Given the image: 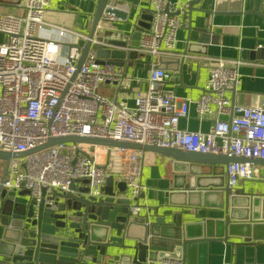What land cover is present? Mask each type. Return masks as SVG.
<instances>
[{
  "label": "built area",
  "instance_id": "2783aa9c",
  "mask_svg": "<svg viewBox=\"0 0 264 264\" xmlns=\"http://www.w3.org/2000/svg\"><path fill=\"white\" fill-rule=\"evenodd\" d=\"M148 3L152 10L148 28L140 34L137 46L122 50L173 55L177 32L186 25L187 1ZM47 4L48 0H23L18 5H22L21 16L0 15V34L4 36L0 40L1 150L23 152L49 138L73 135L264 159V98H255L248 106H231L226 94L238 80L240 58H205L204 91L193 104L197 117L211 120V125L206 131L180 129L179 120L189 116L192 101L184 97L177 100L165 91L164 84L170 78L167 70L150 69L147 89H137L131 105L118 103L119 89L124 90L138 78L125 74L123 66L105 59L98 61L95 50L103 43L95 38L76 71L81 48L72 44L62 54L60 45L67 34L77 40L89 38L85 33L48 24L44 19ZM106 7L110 8V3ZM116 21L122 20L103 12L95 30H121L114 25ZM54 29L56 37L51 34ZM101 86L113 87L116 95L101 92ZM221 114L230 116L220 119ZM144 155L125 147L58 143L12 158L1 186L7 191L24 189L35 201L43 197L48 206L55 208L52 193L69 191L72 182L76 186L84 184L88 195L102 200L106 196L105 180L111 176L114 183L124 184V196L130 202L136 201L144 190ZM222 173L231 189L240 179L264 181V174L248 162H229L223 165ZM140 210L138 203L131 204L130 216H140ZM146 264L182 261L162 257Z\"/></svg>",
  "mask_w": 264,
  "mask_h": 264
},
{
  "label": "water",
  "instance_id": "95a60500",
  "mask_svg": "<svg viewBox=\"0 0 264 264\" xmlns=\"http://www.w3.org/2000/svg\"><path fill=\"white\" fill-rule=\"evenodd\" d=\"M68 1L65 0L66 4ZM89 1L95 4L87 34L89 39L85 41L78 39L73 44L81 48L76 71L83 63L91 39L95 38L103 43L95 50L98 61L103 62L105 59L108 63L123 66L126 74L128 64H125L124 59L126 56L129 59H135L139 54L134 50L126 53L122 48L137 46L140 34L148 28V24L141 20L134 21V18L131 20L129 13L119 8L124 4V0ZM186 1L189 17L192 10H195L193 7L195 4L207 2V0ZM220 1V4L219 0L212 2L221 9L225 7L228 0ZM11 3L18 4L19 0H0L2 6ZM107 3H110V8L106 7ZM234 10L237 11L235 13H243L240 9ZM148 11L152 12L151 9ZM103 12L113 14L114 17L126 22L130 25L129 30L96 31V24ZM141 18L150 20L151 14L141 15ZM106 45L117 48H109ZM190 46L188 45V48L183 51V55L187 53V50H192L189 49ZM165 58L175 59L159 56V62L153 68L166 69L161 64ZM122 91L119 89L118 92ZM64 142L125 147L170 159L173 163L174 176L172 188L167 191V195L169 197L177 194L185 196L188 199L185 203L189 205H199V200L202 203L217 190L222 196V207L228 204V198L233 201L232 189L226 184V179L216 175L217 172L222 173L223 165L229 162L264 165L262 158L191 152L175 147L73 135L49 138L44 144L23 152L0 149V161L3 163L0 175V264H102L104 261L106 264H146L162 257L180 259L182 264H202L198 247L202 244L207 245L214 238L209 234L208 229L205 235L203 233L196 236L190 235L187 226H181L175 216L171 220H166L165 215L158 214L159 206L144 215L131 217V203L122 193L114 191L111 176L105 180L106 196L102 200H96L87 194V188H77L72 182L69 185V191L52 193L55 208L48 206L43 197L38 202L35 201L26 190L13 193L1 186L12 158L24 157L42 148ZM217 177L221 182L214 181ZM116 186L119 192L125 191L123 183H118ZM43 194L44 189L42 196ZM236 194L244 198L241 204V208L245 210L244 219L248 222L256 221L252 214L249 215L250 204L254 200H264V197L260 194H247L244 188L236 190ZM192 197H197V201H191ZM161 207H168V205H161ZM234 209L235 206L231 202L230 214L223 222L224 231H228L233 226L231 221L232 216L234 217ZM92 250H95L96 254L90 255Z\"/></svg>",
  "mask_w": 264,
  "mask_h": 264
},
{
  "label": "crops",
  "instance_id": "0c3cea01",
  "mask_svg": "<svg viewBox=\"0 0 264 264\" xmlns=\"http://www.w3.org/2000/svg\"><path fill=\"white\" fill-rule=\"evenodd\" d=\"M212 1L195 4L193 6L195 10H192L190 17L186 12V25L177 32L174 54L163 55L176 60L165 58L161 62L170 74V78L164 84L165 91L172 93L177 100L184 97L192 101L189 105V116L179 120L180 129L206 131L211 125V120H200L197 117L193 104L204 91L208 63L206 57L219 56L242 60L238 68V80L226 93L231 106H248L255 98H264V0H228L221 9ZM220 2L219 0V4ZM19 3L22 4L23 0H19ZM19 3L0 5V15L21 16L23 9L22 5L18 6ZM119 8L127 11L131 20L133 18L134 21L141 20L149 26L150 20L141 18V15L151 14L148 11L150 9L148 0H124V4ZM94 9L95 4L89 0H69L68 4L65 0H48L44 19L48 24L88 34ZM234 9H240L243 13H235L237 11ZM114 25L122 31L130 28V25L123 21H116ZM51 34L56 37V30L54 29ZM3 38V34H0V40ZM65 39L66 41L60 45L62 54H65L77 40L73 34H67ZM188 45H191L189 49L192 50H187L183 55ZM138 54L135 59H129L127 56L124 59L125 64H128L127 75L136 76L138 79L133 80L117 95L118 103L131 105L134 92L137 89H147L146 76L159 62V56ZM100 91L116 95L113 87L101 86ZM229 116L230 114L219 115L220 119L225 120ZM143 160L141 182L144 190L136 201L130 202L132 205L138 203L141 207L140 215L159 206L158 214L165 215L166 220H171L175 216L181 226H187L190 235L202 233L205 235L208 229L214 238L207 245L202 244L198 247L202 264H264V200L252 201L249 215L252 214L256 221L248 222L244 219L245 210L241 208L244 198L236 194V190L244 188L247 194L262 195L264 181L240 179L232 188L233 201L228 198L225 207H222L219 190L210 194L202 203L199 200V205H189L185 203L188 201L185 196L167 195V191L172 188L174 176L173 163L170 159L145 152ZM252 165L264 174L263 164ZM216 175L223 176L225 180L223 173L217 172ZM214 181L221 182L219 177ZM117 184L114 183V191L125 195V191L117 190ZM77 186L82 188L85 185L77 183ZM23 190L11 192L18 193ZM19 200L23 201L20 198ZM194 200L197 201V197L191 198V201ZM231 202L235 206L231 221L233 226L224 231L223 222L230 214ZM165 204L168 207L162 208L161 205ZM236 217L243 219L235 220ZM89 254L94 255L96 251L92 250ZM102 264H106L105 261Z\"/></svg>",
  "mask_w": 264,
  "mask_h": 264
},
{
  "label": "rangeland",
  "instance_id": "374dc122",
  "mask_svg": "<svg viewBox=\"0 0 264 264\" xmlns=\"http://www.w3.org/2000/svg\"><path fill=\"white\" fill-rule=\"evenodd\" d=\"M98 150H100V149H98ZM100 162L102 163V162H104V159L103 158H100ZM2 162L0 161V175H1V170H2Z\"/></svg>",
  "mask_w": 264,
  "mask_h": 264
}]
</instances>
